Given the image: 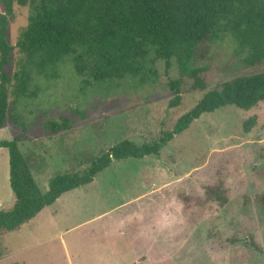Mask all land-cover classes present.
Here are the masks:
<instances>
[{"label":"rangeland","instance_id":"obj_1","mask_svg":"<svg viewBox=\"0 0 264 264\" xmlns=\"http://www.w3.org/2000/svg\"><path fill=\"white\" fill-rule=\"evenodd\" d=\"M44 1L17 6L11 44ZM247 55L228 35L206 41L185 67L174 60L167 70L151 52L145 78L95 81L78 74L70 56L50 64L16 48L0 141L18 138L23 153L37 154L32 172L46 192L55 174L85 169L119 141L158 140L221 82L264 72V63L247 65ZM173 80L181 94L175 106ZM263 169L264 101L205 113L158 155L114 160L91 183L3 232L0 264H264V208L246 202L264 192ZM210 185L217 196L206 200ZM14 202L9 151L0 147V210Z\"/></svg>","mask_w":264,"mask_h":264},{"label":"trees","instance_id":"obj_2","mask_svg":"<svg viewBox=\"0 0 264 264\" xmlns=\"http://www.w3.org/2000/svg\"><path fill=\"white\" fill-rule=\"evenodd\" d=\"M27 2L0 0L4 10L0 12V129L8 120L12 77L7 67L16 48L41 53L50 64L70 56L77 73L95 81L128 75L145 78L146 71H152L148 63L151 52L157 60L165 61L167 70L174 60L185 67L206 41L228 35L248 50L247 65L264 63V0H46L17 44H11L10 20L17 6H25ZM170 87L175 94L170 103L178 105L179 84L173 80ZM262 101L264 72L223 81L181 115L172 129L163 130L158 140L142 144L131 139L119 141L92 159L85 169L55 174L46 192L32 172L37 154L23 153L18 138L1 140L0 147L9 151L15 202L12 207L0 210V259L3 232L19 229L64 193L91 183L114 160L158 155L203 114L230 105L250 109ZM260 174L264 176V169ZM217 191V185L208 186L206 200L215 199ZM181 197L186 202L202 204L198 196L181 194ZM246 202L264 208V192L248 197Z\"/></svg>","mask_w":264,"mask_h":264}]
</instances>
